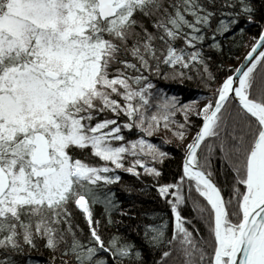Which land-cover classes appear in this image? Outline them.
<instances>
[{"label": "snow or ice", "instance_id": "6c2138e0", "mask_svg": "<svg viewBox=\"0 0 264 264\" xmlns=\"http://www.w3.org/2000/svg\"><path fill=\"white\" fill-rule=\"evenodd\" d=\"M241 21L259 28L247 64L218 81ZM172 144L182 170L162 183ZM116 186L154 188L171 224L145 223ZM145 248L151 264H264V0H0V264L41 249L49 264H148Z\"/></svg>", "mask_w": 264, "mask_h": 264}, {"label": "trees", "instance_id": "16d2710c", "mask_svg": "<svg viewBox=\"0 0 264 264\" xmlns=\"http://www.w3.org/2000/svg\"><path fill=\"white\" fill-rule=\"evenodd\" d=\"M243 27L245 29V34L241 37L239 33V28ZM259 31L258 26L248 25L244 21H241V24L235 29L232 33H229L226 37L222 38L223 40V53L214 55V64L213 71L218 77L219 80H223L228 74H232L234 69L237 67L238 61L242 55L250 48L252 37L256 36ZM243 45V46H241ZM222 65V70H217L219 66ZM160 87H162L170 95H177L181 97L185 102H188L193 99H202L205 96H209L210 92L203 88L198 87L194 83L185 82L184 84H179L175 82H160ZM194 127L192 132L197 130V127L200 123L199 119L193 117ZM165 150L170 153L174 159L165 161L161 170L163 176L161 178L162 183H171L174 181V178H177L180 171L182 170V159H183V147H177L176 144L164 146ZM217 167H219V162L217 161ZM122 183L132 184L137 183L134 177H131L128 174H122ZM148 185L151 184L150 179H146L144 182ZM117 192L118 201L121 203L124 208H131L133 213H140V219L145 223H151L152 220L148 217L160 218L162 220H168L171 224L170 218V208L161 200L154 188L149 187L146 189V194L144 195H132L129 196L123 192L119 186L115 187ZM135 205V207H133ZM97 218H99L100 213L103 209L99 206L96 209ZM190 213V208H183V215L188 216ZM78 223L81 228L84 229L87 233V226L81 217L77 218ZM139 222V221H137ZM130 223L127 219L124 220V224L119 226V232L125 235H128L131 239L137 243L141 242V236L131 233L127 227ZM110 231L115 232L116 229H111ZM103 235L108 236V231L102 229ZM145 254L148 260V264H151L154 257V253L145 248ZM19 259L27 260V264H49V253L41 249L40 251H33L28 257H20Z\"/></svg>", "mask_w": 264, "mask_h": 264}, {"label": "water", "instance_id": "95a60500", "mask_svg": "<svg viewBox=\"0 0 264 264\" xmlns=\"http://www.w3.org/2000/svg\"><path fill=\"white\" fill-rule=\"evenodd\" d=\"M250 50V48L247 50V51H249ZM247 51H246V53H247ZM245 53V54H246ZM245 54L243 55V57L238 61V64H237V67H240L242 64H247V61L246 60H244V56H245ZM236 67V68H237Z\"/></svg>", "mask_w": 264, "mask_h": 264}, {"label": "rangeland", "instance_id": "374dc122", "mask_svg": "<svg viewBox=\"0 0 264 264\" xmlns=\"http://www.w3.org/2000/svg\"><path fill=\"white\" fill-rule=\"evenodd\" d=\"M242 57H243V55L240 57V59H241ZM240 59H239V60H240ZM194 133H195V132H192V134H194Z\"/></svg>", "mask_w": 264, "mask_h": 264}, {"label": "bare ground", "instance_id": "6f19581e", "mask_svg": "<svg viewBox=\"0 0 264 264\" xmlns=\"http://www.w3.org/2000/svg\"><path fill=\"white\" fill-rule=\"evenodd\" d=\"M232 74H234V71H233V73ZM194 135V134H193ZM189 141H190V138H189Z\"/></svg>", "mask_w": 264, "mask_h": 264}]
</instances>
